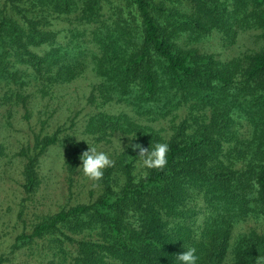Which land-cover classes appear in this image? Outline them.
<instances>
[{"label":"trees","instance_id":"obj_1","mask_svg":"<svg viewBox=\"0 0 264 264\" xmlns=\"http://www.w3.org/2000/svg\"><path fill=\"white\" fill-rule=\"evenodd\" d=\"M117 2L0 0L2 101L26 105L31 90L48 96L92 66L99 82L88 103L124 104L130 114L91 113L86 134L96 142L121 135L145 148L167 142V165L135 174L139 150L127 147L105 170L97 201L19 235L0 264L24 250L33 254L47 236L51 264H179L185 247L196 248L199 264H224L231 255L232 264H260L264 231L236 238L234 231L264 218V45L223 62L183 44L215 33L233 43L253 29L264 42V0ZM167 119L169 138L152 125ZM67 132L37 136L22 149L26 193L35 192L51 147L67 144L72 169L79 165L88 144Z\"/></svg>","mask_w":264,"mask_h":264},{"label":"rangeland","instance_id":"obj_2","mask_svg":"<svg viewBox=\"0 0 264 264\" xmlns=\"http://www.w3.org/2000/svg\"><path fill=\"white\" fill-rule=\"evenodd\" d=\"M115 3L117 0H113ZM118 3V2H117ZM181 2L180 7L186 8ZM63 41L68 36L64 30ZM261 30H249L239 34L235 42L229 43L220 33H215L199 42H185V47H195L202 53L214 54L220 61H229L246 54L262 50L264 42ZM99 82L92 66L79 79L55 86L48 96L31 90L32 96L26 105L3 104L6 92L0 85V257L10 256L16 238L23 233H32L34 227L59 213L80 205L94 203L104 194L103 179L92 180L85 177L79 165L72 169L67 152L68 145L61 143L51 147L39 163V181L33 194L24 190V167L26 159L20 155L22 149L32 148L37 136H50L59 128L68 130L77 142L85 141L90 146L109 154L115 163L126 151L129 139L116 135L110 141L96 142L85 132L91 113L105 111L109 114L129 113L124 104H110L102 109L88 102L93 86ZM179 121L186 116L185 110L177 112ZM158 121L152 124L163 130L169 138L172 131L169 123ZM143 123H147L143 121ZM245 132L248 133L247 129ZM88 145V149L90 147ZM135 174H139L135 171ZM124 183L121 173L117 174ZM103 178V177H102ZM256 228L264 231V218L259 222L249 221L235 228L234 238L245 231ZM64 232H69L64 228ZM56 238L59 237L57 234ZM52 237L47 236L36 242L34 253L24 250L12 257L11 264H51L53 261L48 248L53 246ZM232 255L224 264H232ZM54 264H61L54 261Z\"/></svg>","mask_w":264,"mask_h":264},{"label":"clouds","instance_id":"obj_3","mask_svg":"<svg viewBox=\"0 0 264 264\" xmlns=\"http://www.w3.org/2000/svg\"><path fill=\"white\" fill-rule=\"evenodd\" d=\"M87 144L90 146L89 143ZM128 147L133 151L139 150L136 155L135 170L141 175H147L149 169H162L167 165V154L170 150L167 142H157L148 148L130 143ZM80 160L79 169L83 175L97 181L102 179L105 170L113 165V160L108 153L99 151L92 146L82 153ZM185 249L186 251L176 257L179 264H199L200 257L197 255L196 248L185 247ZM260 264H264V261H261Z\"/></svg>","mask_w":264,"mask_h":264}]
</instances>
